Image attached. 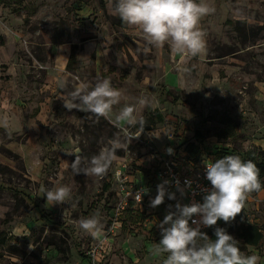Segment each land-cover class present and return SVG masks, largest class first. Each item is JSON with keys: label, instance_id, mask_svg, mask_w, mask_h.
<instances>
[{"label": "rangeland", "instance_id": "374dc122", "mask_svg": "<svg viewBox=\"0 0 264 264\" xmlns=\"http://www.w3.org/2000/svg\"><path fill=\"white\" fill-rule=\"evenodd\" d=\"M105 2V9L99 0L0 6V44L14 56L13 65L0 63V264H91L94 257L96 264H163V255H152L159 234L150 231L151 222L175 202L166 198L150 207L145 220L127 213L122 226H114L116 171L125 167L146 184L149 178L137 172L165 153L170 140L180 146L174 163L184 175L222 149L241 158L264 152V0H206L215 11L200 22L203 58L147 44L138 26H119L113 0ZM73 48L76 60L67 68ZM104 78L121 93L107 116L64 107L61 95L70 99L81 84ZM125 106L138 120L156 110L163 119L150 130L128 126L116 118ZM226 117L237 136L222 142L216 136ZM112 141L118 147L105 175L73 172L76 156L86 167L84 161ZM190 144L201 147L197 161L187 154ZM60 186L70 188V198L46 206L45 191ZM93 216L100 221L95 236L79 227ZM219 223L264 264V240L251 247L239 234L247 225L264 234L263 189L247 197L234 220ZM213 229L207 233L215 238Z\"/></svg>", "mask_w": 264, "mask_h": 264}, {"label": "clouds", "instance_id": "9594fccd", "mask_svg": "<svg viewBox=\"0 0 264 264\" xmlns=\"http://www.w3.org/2000/svg\"><path fill=\"white\" fill-rule=\"evenodd\" d=\"M111 14L120 18L127 26H138L147 44L162 47L167 44L181 57L203 58L206 41L200 22L203 17L214 12L206 0H113ZM63 47V46H61ZM149 48L145 47L147 54ZM63 88V83H60ZM121 93L115 89L109 78L98 80L94 86L81 84L70 99L61 95L64 107L78 109L97 117L107 116L114 104L119 103ZM118 121L128 126L145 127V121L137 119L131 106H125L117 115ZM143 132V131H142ZM141 132V133H142ZM138 137V136H136ZM102 149L97 155L84 161L75 157L71 163L73 172L92 176H103L115 159L118 147ZM169 153L172 149H168ZM203 179L208 184L198 185L193 199L184 203L183 198L192 188L193 181L186 179L182 186L176 182V190L170 191L171 182L164 180L157 185V195L150 200V207L156 208L165 199L176 201L168 205L163 220L156 224L159 240L152 247V255H163V264H260L261 257L255 253L246 254L238 241L224 227H215L212 238L205 229L217 225L218 221L231 222L245 209L247 197L264 189L260 179V169L253 160H244L239 155H226L204 164ZM148 190L138 192L137 199ZM199 195L200 199H195ZM71 196L67 186L53 187L45 191L46 206L66 203ZM79 227L95 236L100 228L98 216L84 219Z\"/></svg>", "mask_w": 264, "mask_h": 264}, {"label": "built area", "instance_id": "2783aa9c", "mask_svg": "<svg viewBox=\"0 0 264 264\" xmlns=\"http://www.w3.org/2000/svg\"><path fill=\"white\" fill-rule=\"evenodd\" d=\"M169 139H172V136H169ZM174 158L173 151L171 153H169V151L165 153H159L158 156H151V159L156 162V166L153 168L155 169L156 185H154L156 187H153V185L151 186L150 184H143L141 180H137L136 177L131 175V173H128L125 167L116 171L115 179L119 183V202L117 203L113 214L114 226H118L119 228L122 226L124 215L128 213L130 208L135 206H143L145 212H148L150 209V200L152 199L151 189L157 188V185L162 183L164 180H169L171 182L169 186L170 191H177V181H179L182 186L184 185L186 179H191L193 181L192 188L187 191L186 196L183 198L184 203H188L193 199V194L198 190V185L208 184V182L203 179V169L205 163L212 161H205L198 170L184 175L182 172L178 171L174 163ZM189 162L191 161H188V163ZM148 167L149 169L152 168L151 165ZM141 173L142 172H139V174ZM145 190L148 191L142 196V200H138L136 198L138 192ZM177 198H181L178 191ZM195 199H200V196L196 195ZM221 221H218L217 223ZM210 228L205 229V231L207 232ZM93 254H95V250H92L89 255L93 256ZM95 259L96 257H94V260L91 264H96Z\"/></svg>", "mask_w": 264, "mask_h": 264}, {"label": "trees", "instance_id": "16d2710c", "mask_svg": "<svg viewBox=\"0 0 264 264\" xmlns=\"http://www.w3.org/2000/svg\"><path fill=\"white\" fill-rule=\"evenodd\" d=\"M5 3H6V0H0V4H5ZM101 5L104 6L103 0H101ZM113 7H114V4H113ZM75 60H76V52H75V48H73L67 67L70 68V66L75 62ZM143 120L146 123L143 129L150 130V128L154 126L156 122L162 120V115L158 110H156L153 112V115L151 117L145 118ZM222 124H223V128L219 131L217 137H219V139L223 141H228V140L231 141L232 139L236 138L237 126L235 122L231 118L226 117L224 118V120H222ZM138 127L139 129H141L140 126ZM200 135L201 134H198L199 137H201ZM186 149H187L186 150L187 154L190 155V157H195L196 159L195 161H197L198 157H200V147L194 144H190L187 146ZM234 151L235 150H229V149L219 150L216 154L215 160L223 156H226V155H234ZM242 159L253 160L257 164L258 168L260 169V179L264 178V152L257 153V152L250 151V152L245 153ZM239 234H240V237L243 239L244 243L251 247H258L264 240V234H263L262 229L254 225L243 226L240 229ZM83 260L85 261L86 258H84Z\"/></svg>", "mask_w": 264, "mask_h": 264}, {"label": "crops", "instance_id": "0c3cea01", "mask_svg": "<svg viewBox=\"0 0 264 264\" xmlns=\"http://www.w3.org/2000/svg\"><path fill=\"white\" fill-rule=\"evenodd\" d=\"M10 1L11 0H6V3L5 4H0V6H4V7H7L8 5H9V3H10ZM99 5H100V7L102 8V9H105V7H106V2H105V0H103V5L104 6H102L101 5V0H99ZM119 26H121V27H124V28H126V26L127 25H125V24H123L122 22H121V20H120V18H119V20H118V23H117ZM70 59V58H69ZM14 60V56L12 55V57H10L7 53H6V51H5V49L3 48V46H2V44H0V63H2V62H8V63H11L12 64V61ZM13 65V64H12ZM68 66V65H67ZM68 68V67H67ZM1 81V80H0ZM36 114H35V116L36 115H38V113H39V108H37L36 109V112H35ZM33 118H34V116H33ZM163 119V118H162ZM237 130V129H236ZM236 133H237V131H236ZM217 137V136H216ZM218 139H219V137H217ZM219 140H221V139H219ZM222 142H228V141H230V140H228V141H223V140H221ZM180 146L178 145V142L177 141H175V140H170V142H169V146H168V148L167 149H165V150H162V152H166V151H168V149L169 148H171L172 149V151H173V155H175L176 154V152H179L177 149L179 148ZM201 148V147H200ZM212 153H214V152H212ZM217 154V151L215 152V155ZM215 161V157H211V158H208L206 161ZM192 164V163H191ZM149 165H151V169H149ZM155 166H156V162L155 161H153L152 159L150 160V164H148L147 166H144V169L142 170V169H140L138 172H137V174H139V172H144L145 173V175L149 178V181L146 183V184H150V185H153V187L156 185V178H155V169H153V168H155ZM194 166V165H193ZM140 175V174H139ZM138 177L139 176H136V179H138ZM155 184V185H154ZM156 187V186H155ZM152 191H157V188H155V189H152ZM157 193V192H156ZM155 193V194H156ZM176 202V201H175ZM161 210V213H160V216L158 217V216H156L154 219V222H151V229H150V231H153L154 233H158L159 234V229L156 227V224L159 222V221H161V220H163V218H164V216L166 215V213H167V211L166 210H164V209H160ZM146 214H147V212H145V210L143 209V206H135V207H133V208H130L129 209V211H128V214L127 215H129L130 216V218H138V219H140V220H142V219H144L145 220V218H146ZM133 216H135V217H133ZM161 217V218H160ZM125 221V220H124ZM123 221V222H124ZM221 223H218L217 225H215V227H217V226H219V227H222L221 225H220ZM248 226V225H247ZM214 227V228H215ZM212 229H213V226L211 227ZM210 228V229H211Z\"/></svg>", "mask_w": 264, "mask_h": 264}]
</instances>
